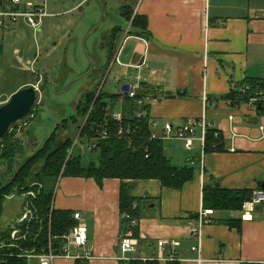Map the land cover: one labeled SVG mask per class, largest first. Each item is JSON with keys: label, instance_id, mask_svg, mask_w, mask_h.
Here are the masks:
<instances>
[{"label": "crops", "instance_id": "crops-1", "mask_svg": "<svg viewBox=\"0 0 264 264\" xmlns=\"http://www.w3.org/2000/svg\"><path fill=\"white\" fill-rule=\"evenodd\" d=\"M6 1L0 0V7ZM34 1L48 13L41 27L12 23L0 35V44L13 45L16 51L42 49L54 60L76 22L73 13L77 4L75 0ZM133 4H121L123 15L124 7L131 6L133 15L146 16L148 32L133 27L128 20L126 58L119 62L123 28L111 26L103 47L112 61L109 67L100 65L96 71L100 86L108 75L105 71L110 73L118 62L120 90L105 94L102 86L84 95L93 93L96 99L101 93L108 115L124 132H128L122 126L124 118L138 116L139 111L148 116L158 136L165 123L177 128L205 118L207 130L220 133V148L205 152L207 132L202 142L203 129L198 127L191 149L182 140L163 139L174 167L193 168L192 177L180 188L164 186L159 179L126 180L139 199V225L131 231L139 243L136 251L126 254L130 260L121 258L119 246L129 225L122 224L120 178H105L100 186L93 177L60 176L54 207L81 214L93 253L89 264H124L135 259L150 264H264V204L253 210L245 207L253 191L264 184V106L251 101V96L236 104L231 100L233 91L247 79L264 81V0H133ZM24 25L34 31L35 41L24 28H15ZM115 28L118 30L113 37ZM8 34L25 47L16 46L11 39L5 42ZM93 58L96 60L95 54ZM138 79L142 84L139 97L130 98L123 86H131ZM116 114H121V121L114 117ZM155 122L159 126H153ZM71 131L76 143L80 131ZM94 142L98 138L90 140L88 148ZM95 151L97 160L88 157L85 165L99 164L100 152ZM204 185L248 189L251 193L240 208L214 212L206 208L212 211L211 221L196 236L190 223L205 208ZM160 239L179 240L180 246L173 251L167 244L161 251ZM199 245L201 252L193 250ZM69 253L58 257L55 264H76L75 256L84 251L71 245ZM172 253H177L174 260H170Z\"/></svg>", "mask_w": 264, "mask_h": 264}, {"label": "trees", "instance_id": "trees-1", "mask_svg": "<svg viewBox=\"0 0 264 264\" xmlns=\"http://www.w3.org/2000/svg\"><path fill=\"white\" fill-rule=\"evenodd\" d=\"M133 13L131 6L124 7V15L131 21V25L147 33V17L140 14L133 15ZM117 30L118 28H115L113 37L116 36ZM46 84L48 82L45 83L44 88ZM246 85L250 86V90L243 95L240 88ZM239 87L231 95L233 104L243 99L248 100L253 91L264 88V81L247 79ZM94 99L93 93L84 95L76 106V113L59 123L44 146L31 156L23 159L24 143L20 142L11 130L0 141V164L7 165L8 169L13 171V176L8 179L6 184L0 183V219L4 201L12 192L26 193L32 189L38 191V184L31 186V174L43 161L42 167L34 174L36 180H33V183L37 181L42 184L33 201L38 208L39 217L43 221L35 222L32 225L31 238L28 241L21 240L19 242L22 249H33L36 252L48 250L49 232L54 248H59L65 242L63 238L65 233L77 224L73 211L60 210L53 205L54 190L60 176L93 177L100 186L103 185L105 178H120L122 180L120 209L123 226L128 225L129 222L125 217L126 214L139 220V199L133 196L132 184L130 185V182H126V180L159 179L164 186L180 188L192 177L193 168L174 167L171 158L164 150V140L152 138L153 130L147 115L124 118L122 126L128 132L119 134L120 124L108 115L107 103L101 98V93L95 101ZM39 108L36 107L35 112ZM84 118H87L85 123H83ZM71 124L77 125L80 138L86 137L89 140L98 138V142H94L95 146H92L94 143H90V147L93 150H99V164L91 162L89 165H85L81 157H74L70 153L74 145V138L69 133ZM66 131L67 134L61 138L62 132L66 133ZM104 131L108 133V136L102 138L101 134ZM220 143V133L208 129L205 152L211 148L219 149ZM20 159L23 161L18 164ZM203 190L204 207L212 209L213 212L225 208H240L251 193L248 189H226L219 185H204ZM37 232H39V236L34 241L33 237ZM11 250L20 251L18 248H11ZM26 262L25 258L11 257L8 264H26ZM76 264H85V261L77 258ZM124 264H150V262L146 263L135 259L124 262Z\"/></svg>", "mask_w": 264, "mask_h": 264}, {"label": "rangeland", "instance_id": "rangeland-1", "mask_svg": "<svg viewBox=\"0 0 264 264\" xmlns=\"http://www.w3.org/2000/svg\"><path fill=\"white\" fill-rule=\"evenodd\" d=\"M122 2L134 6L133 0H106L104 10L100 0H75L77 9L73 14L76 22L70 28V35L59 47L58 58L54 60L42 49L29 52L28 50L16 51L13 45L4 47L0 44L2 47L0 49V106L10 99L13 92L22 87L35 85L39 89V99L35 106V108L40 107L39 110L35 112L34 109L31 115L10 128L14 136L24 143L23 159L42 148L55 127L65 118L76 113V105L85 92L99 90L102 86L105 94L116 93L120 90L121 75L116 72L118 62L110 73L109 69L105 71L108 75L106 74V80L100 86L96 71L100 65L109 67L112 61V57H108L103 45L109 40L108 30L114 24L121 25L123 28L118 44L119 47L123 46L119 62L125 61L127 39L124 40V34L130 22L122 13ZM15 28H24L30 39L35 41L34 31L28 26H16ZM6 38L5 42L11 39L16 46H24L15 43V36L11 38L8 34ZM17 52L20 56H17ZM94 54L96 60L93 58ZM44 91L46 100L43 96ZM72 128L78 129L76 124H71L69 129L71 135H73ZM65 134L67 131L62 132L60 137L63 138ZM76 137L77 142L74 143L70 153L74 157H81L83 162L88 157L97 160L98 152L87 146L90 140L86 137ZM23 159H20L18 164ZM202 159L204 160V155ZM42 165L43 161L31 174V186L38 184V191L42 184L37 181L33 183V180H36L34 174ZM12 176L13 171L9 170L7 165L0 164V183L6 184ZM28 201L29 198L25 193L12 192L6 197L0 219V230L16 222L23 214Z\"/></svg>", "mask_w": 264, "mask_h": 264}, {"label": "built area", "instance_id": "built-area-1", "mask_svg": "<svg viewBox=\"0 0 264 264\" xmlns=\"http://www.w3.org/2000/svg\"><path fill=\"white\" fill-rule=\"evenodd\" d=\"M48 15L46 9L36 3L34 0H7L4 6L0 7V35L10 27L12 23L24 22L26 25L39 29ZM142 84L138 79L134 84L130 86V89L126 92L130 98H138ZM250 90V86L246 85L242 88V93L245 94ZM251 101L264 106V88H261L252 93ZM143 111L138 112V116H142ZM114 117L121 121V114H116ZM153 126H159V122H155ZM203 129L202 142H205V133L207 132V122L204 119L189 122L180 127L175 128L171 123H165L162 126V135L158 136L152 132V138L162 139H179L182 140L187 149H191L194 146L196 139L197 128ZM264 130V125L261 126ZM119 134H124L122 129L119 130ZM108 136V133L104 131L101 134L102 138ZM92 146H95L93 144ZM203 162V159L201 160ZM37 190H29L25 193L29 198L28 203L25 206L23 214L16 220V222L8 225L5 229L0 230V264H8L11 257L25 258L26 264H55L58 257H67L70 255L69 247L75 245L83 249V254H77L75 258H80L85 261V264H89L93 258L92 249L88 245V230L85 223L82 220L79 212L74 213V218L77 224L65 235L63 238L65 242L61 244L59 248H54L52 242L51 233L49 232V244L48 250L43 252H36L35 250L22 249L19 242L21 240L28 241L31 238V227L35 222H42V218L39 217L38 208L36 207L33 199L37 196ZM264 204V188H256L253 191L251 200L245 205L246 209L253 210L256 205ZM136 206V204H135ZM210 215L212 211L206 208L202 209L200 213L192 219L190 225L192 227V234L198 236L202 227L211 221ZM129 219V225L126 228V236H124L120 243V249L123 252L122 259L130 260L126 254L136 251L139 240L134 238L131 233L134 227L139 225L137 218L131 217L129 214L125 215ZM42 229V228H40ZM39 232L33 237L34 241L37 240ZM171 244L173 251L176 246H180V241L176 239H160L158 242L161 251L164 250L165 245ZM11 248H18L20 251L15 252ZM193 250L201 252V246L192 247ZM177 253H172L170 260H174Z\"/></svg>", "mask_w": 264, "mask_h": 264}, {"label": "water", "instance_id": "water-1", "mask_svg": "<svg viewBox=\"0 0 264 264\" xmlns=\"http://www.w3.org/2000/svg\"><path fill=\"white\" fill-rule=\"evenodd\" d=\"M100 1L105 10L106 0ZM123 89L128 91L130 85H124ZM43 96L46 100L45 91ZM38 99L39 89L35 85H29L13 92L10 99L0 106V141L7 135L13 124L18 123L33 113ZM262 188H264V184Z\"/></svg>", "mask_w": 264, "mask_h": 264}]
</instances>
